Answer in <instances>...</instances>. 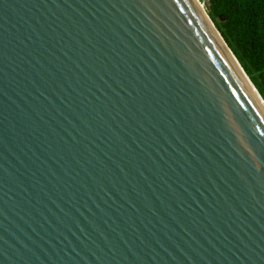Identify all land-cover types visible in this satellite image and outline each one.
I'll use <instances>...</instances> for the list:
<instances>
[{"label": "water", "instance_id": "water-1", "mask_svg": "<svg viewBox=\"0 0 264 264\" xmlns=\"http://www.w3.org/2000/svg\"><path fill=\"white\" fill-rule=\"evenodd\" d=\"M0 264H264V101L199 0H0Z\"/></svg>", "mask_w": 264, "mask_h": 264}, {"label": "trees", "instance_id": "trees-1", "mask_svg": "<svg viewBox=\"0 0 264 264\" xmlns=\"http://www.w3.org/2000/svg\"><path fill=\"white\" fill-rule=\"evenodd\" d=\"M264 101V0H200Z\"/></svg>", "mask_w": 264, "mask_h": 264}, {"label": "rangeland", "instance_id": "rangeland-1", "mask_svg": "<svg viewBox=\"0 0 264 264\" xmlns=\"http://www.w3.org/2000/svg\"><path fill=\"white\" fill-rule=\"evenodd\" d=\"M200 1V0H199ZM201 3H202V1H201Z\"/></svg>", "mask_w": 264, "mask_h": 264}]
</instances>
